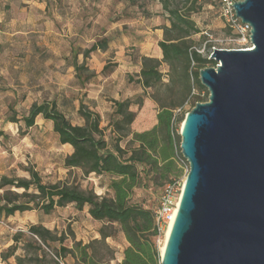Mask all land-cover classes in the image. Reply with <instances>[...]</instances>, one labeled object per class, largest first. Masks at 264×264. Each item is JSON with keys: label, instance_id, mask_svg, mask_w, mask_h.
Listing matches in <instances>:
<instances>
[{"label": "rangeland", "instance_id": "obj_1", "mask_svg": "<svg viewBox=\"0 0 264 264\" xmlns=\"http://www.w3.org/2000/svg\"><path fill=\"white\" fill-rule=\"evenodd\" d=\"M201 2L202 8L192 17L202 32L193 37V42L205 50L203 56L213 47L238 48L231 41L234 35L219 18L214 2ZM166 26L168 20L159 0H0V178H28L27 170H34L44 184L61 183L79 191H92L96 196L109 192V177L83 176L80 170L65 168V159L72 149L59 144L50 122L39 116L34 126L27 128L22 119L28 116L32 105L55 101L71 124L81 126L83 119L78 111L83 106L100 116V128L109 142L118 138L111 123L113 102L127 99L130 111L135 113L132 131L153 128L158 105L175 102V93L165 77L168 67L160 65L164 79L149 90L137 83V75L141 57L161 60L157 44ZM19 30L22 34H16ZM93 45L96 50L86 56ZM75 64L83 65L84 69L76 73ZM85 90L90 92L91 99ZM194 95L199 96L198 102L208 99L205 92L194 90ZM195 96L175 109L172 136L177 157L181 154L180 129L185 114L193 109ZM126 140L119 142L123 149ZM177 165L178 174L172 178L184 185L186 168L178 162ZM164 185V180L150 181L146 189L134 191L132 202L145 201L147 206L155 208ZM87 210L86 206L77 211L68 205L56 208L49 216L40 210L2 215L0 264H15L14 256L2 258L14 245V235L24 236L15 253L22 255L24 241L33 238L30 228L39 226L55 238L50 243L59 264H76L75 243L84 245L99 240L100 229L112 235L105 240L108 250L103 249L102 255L107 260L113 258L109 264H118L127 246L123 233L115 224L93 221ZM164 236L154 239L159 257ZM62 249L68 253L62 254Z\"/></svg>", "mask_w": 264, "mask_h": 264}, {"label": "trees", "instance_id": "obj_2", "mask_svg": "<svg viewBox=\"0 0 264 264\" xmlns=\"http://www.w3.org/2000/svg\"><path fill=\"white\" fill-rule=\"evenodd\" d=\"M212 1L218 14L221 2ZM159 3L162 4L168 20V26L162 28L163 38L157 44L161 60L141 57L137 83L145 90L160 84L164 75L159 67L165 64L168 67L165 77L171 91L175 93V102L168 106L158 105L157 123L153 128L132 131L135 113L130 111L131 104L127 99L113 102L111 123L118 138L109 142L100 128V116L83 109V106L78 111L83 119L81 127L71 124L58 110L55 101L32 105L28 116L22 119L27 128L33 127L39 116L50 122L59 144H69L73 150L72 155L65 159V168L80 170L83 176L93 174L96 177H109V192L96 196L92 191H79L74 186L61 183L44 184L36 171L27 170L28 178H0V217L31 210H40L49 216L56 208L72 205L75 210L82 211L86 206L93 221L106 222L111 226L115 224L123 233L127 247L123 250V259L118 264H159L160 257L154 240L157 237L155 213L158 202L155 208L147 206L145 201L132 202L133 194L137 189H146L150 181L164 180L165 185L176 181L172 178L178 174L177 148L172 136L175 109L182 107L186 100L195 96L194 90L205 92L206 99L208 98L209 94L200 84L198 73L209 65L214 67L217 64L214 60L207 59L211 52L203 56L193 42V37L202 33L192 17L202 8L201 0H159ZM101 47L104 48L105 45ZM94 50L95 45L85 55ZM83 69V65L74 66L76 73ZM198 97H194L192 108L197 104ZM123 139H127L124 149L119 146ZM18 191L22 193L18 194ZM161 193L162 190L159 197ZM29 231L33 238L24 241L21 249L23 254L15 256L18 242L24 238L17 234L13 236L14 245L2 254V258L7 260L14 256L15 264H59L57 252L53 254L50 243L55 240L51 232L41 226L31 227ZM99 236V240L84 245L75 243L73 253L76 264H109L113 261L112 257L107 260V256L101 253L103 249L108 250L105 240L112 238V235L100 229ZM61 252L68 253L65 249Z\"/></svg>", "mask_w": 264, "mask_h": 264}, {"label": "water", "instance_id": "obj_3", "mask_svg": "<svg viewBox=\"0 0 264 264\" xmlns=\"http://www.w3.org/2000/svg\"><path fill=\"white\" fill-rule=\"evenodd\" d=\"M252 50L214 49L206 102L186 113L189 165L160 264H264V0H239Z\"/></svg>", "mask_w": 264, "mask_h": 264}, {"label": "built area", "instance_id": "obj_4", "mask_svg": "<svg viewBox=\"0 0 264 264\" xmlns=\"http://www.w3.org/2000/svg\"><path fill=\"white\" fill-rule=\"evenodd\" d=\"M221 4L218 10V16L224 23V26L228 28L234 38L231 40L238 48L232 50H252L253 45L251 44V29L247 24L242 23L237 18L234 11V4L239 0H220ZM215 47L212 48L211 54ZM204 49L198 50L203 55ZM211 54L207 57L208 60L211 58ZM216 67V65L214 66ZM186 115V114H185ZM173 124H176L175 116L172 118ZM177 162L183 168H186V174L189 170V165L186 160L183 159L182 155L177 157ZM183 185L180 180H176L167 184L163 187L161 196L158 199V207L155 213V225L157 237L162 235L168 229V227L174 221L177 213L178 203L181 197Z\"/></svg>", "mask_w": 264, "mask_h": 264}, {"label": "bare ground", "instance_id": "obj_5", "mask_svg": "<svg viewBox=\"0 0 264 264\" xmlns=\"http://www.w3.org/2000/svg\"><path fill=\"white\" fill-rule=\"evenodd\" d=\"M172 225L173 224H171L169 227H168V229L165 231V236H164V243H163V245L160 247V254H162L163 253V251H164V248H165V245H166V242H167V237L169 236V234H170V232H171V229H172Z\"/></svg>", "mask_w": 264, "mask_h": 264}, {"label": "crops", "instance_id": "obj_6", "mask_svg": "<svg viewBox=\"0 0 264 264\" xmlns=\"http://www.w3.org/2000/svg\"><path fill=\"white\" fill-rule=\"evenodd\" d=\"M22 29H24V28H20V30H22ZM19 30V32L18 33H16V34H22V32ZM86 91V93L88 94V99H91V96H90V92L88 91V90H85ZM115 101H118V100H115ZM93 111V109H91V112ZM94 113V112H93ZM81 127V126H80ZM134 132H137V131H135L134 130ZM67 146H69L71 149H72V147L69 145V144H66ZM66 145H64V146H66ZM72 151L73 150H71V152H70V155H72ZM69 155V156H70ZM127 246H125V248H126ZM122 261V258L118 261V263H120Z\"/></svg>", "mask_w": 264, "mask_h": 264}]
</instances>
